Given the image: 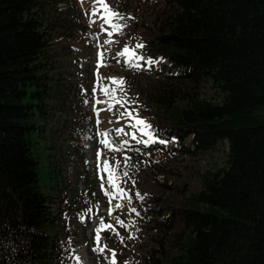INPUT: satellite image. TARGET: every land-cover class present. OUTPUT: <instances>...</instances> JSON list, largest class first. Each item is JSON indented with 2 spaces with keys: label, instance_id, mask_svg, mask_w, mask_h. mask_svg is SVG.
I'll return each instance as SVG.
<instances>
[{
  "label": "trees",
  "instance_id": "trees-1",
  "mask_svg": "<svg viewBox=\"0 0 264 264\" xmlns=\"http://www.w3.org/2000/svg\"><path fill=\"white\" fill-rule=\"evenodd\" d=\"M168 3L143 53L175 68L150 95V131L187 153L224 141L228 152L188 207L158 214L163 229L180 230L170 253L145 264H264V0ZM78 16L72 0H0V264H59L31 134L48 101L65 106L71 94L42 59L55 28L75 37ZM208 82L220 102L198 97Z\"/></svg>",
  "mask_w": 264,
  "mask_h": 264
},
{
  "label": "rangeland",
  "instance_id": "rangeland-1",
  "mask_svg": "<svg viewBox=\"0 0 264 264\" xmlns=\"http://www.w3.org/2000/svg\"><path fill=\"white\" fill-rule=\"evenodd\" d=\"M72 1L79 13L78 21L70 22L75 37H64L65 30L55 28L42 59L46 68H50V76L63 84L59 91L68 92L71 87V94L65 106H60L61 100H49L47 114L35 117L38 128L31 134L33 153L39 160L40 188L49 196L55 217L54 229L49 233L59 242L57 263L77 264L76 258L83 256L80 264H109L111 252L108 249H111L116 253V264H145L147 259L159 257V253H170L171 240L180 230L178 224L163 229L157 221L158 214L188 207L190 197L201 190L203 177L224 167L228 144L224 141L209 151L187 153L173 140L161 144L153 137L148 144L143 143L149 137L141 133L142 126L136 125V119H144L153 126L156 119H152L150 112L153 111L150 95L166 85L162 71H171V75L175 68L160 58H150L160 62L148 65L149 58L143 54L145 47L140 49L135 45H146L145 42L152 39L150 30L169 12L170 0H107L109 6L125 18H113L112 24L121 26L116 31L100 19L102 8L97 15H91L92 0ZM90 19L95 21L91 27ZM101 25L105 31L101 30ZM125 47L133 53L131 60L129 54L118 55ZM140 56L144 59H137ZM121 80L123 85L118 83ZM197 94L211 103L221 100L209 82L203 83ZM85 99L88 104L84 103ZM96 100L104 103L96 104ZM117 100L122 104L116 103ZM109 104L113 105L110 111L106 110ZM94 107L103 109L99 127ZM126 109L132 117L125 113ZM257 113L264 115V106ZM121 128L123 132L116 134ZM104 130H110L109 141H116L112 148L119 150L113 151L100 143L105 137L99 133ZM190 141L191 137L187 138L185 145ZM97 152L103 153L100 159ZM125 157H130L127 168L124 167ZM105 160L109 165L119 160L120 172L128 173L117 183L130 200L117 198L109 204V197L101 190L102 182L108 188V173L103 171ZM137 192L147 195L140 200ZM116 203L122 207L115 209ZM132 208L139 216L131 212ZM117 217L130 226L121 227ZM102 219L125 239L121 243L112 229L101 231V246L106 244L107 249L97 254L93 251L95 229ZM130 234L136 238L128 239Z\"/></svg>",
  "mask_w": 264,
  "mask_h": 264
},
{
  "label": "snow or ice",
  "instance_id": "snow-or-ice-1",
  "mask_svg": "<svg viewBox=\"0 0 264 264\" xmlns=\"http://www.w3.org/2000/svg\"><path fill=\"white\" fill-rule=\"evenodd\" d=\"M81 3H83V0H81ZM97 5H99L100 7L98 8ZM100 8L103 9V14L100 16V19L104 21V24H107V25L111 26L113 28V31H116L117 29H119L121 27L120 25L112 24L113 18H117V19H125V18L122 17L121 14H119L118 12H115L109 6V4L107 3V0H92V8L90 10L91 15L92 16L97 15V13L100 11ZM92 23H95V21H92L90 19V27H91ZM101 30L105 31L103 25H101ZM108 34L111 35L112 33H108ZM105 43H108V41H105ZM135 47L142 49V48L145 47V45L136 44ZM125 54H129V60L132 59L133 53L130 52V49L128 47H125L123 49V52L118 53V55H125ZM137 59H144V57L140 56V57H137ZM159 62L160 61H155V60H152L150 58L147 59V61H146V63L148 65H152V64H155V63H159ZM133 66L134 67H139V64H134ZM98 67H99V65H98ZM118 83L120 85H123L124 81L121 80ZM105 92L107 94V90L106 89H105ZM93 95H95V90L93 92ZM88 102L89 101L87 99H85L84 103L88 104ZM95 103L96 104L104 103V101L96 100ZM116 103H121L122 104V102L119 101V100H117ZM112 107H113V105L109 104L108 105V109H106V110L110 111L112 109ZM93 111H94V114L97 117L96 124L99 127V125L102 123V120L100 118V111H103V109L98 110V109H96L94 107ZM125 113L129 117H132V113L129 112L127 109L125 110ZM125 113H121V116H124ZM109 123H111V121H109ZM136 125H141L142 127L139 130L141 131V133L143 135H147L149 137V139L143 141V143L148 144L149 142H151L152 139H153L154 131H145V129H151L152 126L150 124H148L144 119H136ZM136 125H133V127H135ZM109 131L110 130H104L103 132L99 133L100 135L105 137V139L101 140L100 143L104 144L106 147H109L113 151L119 150V148H112V145L115 144L116 141H115V139L109 141V139H108ZM121 132H123L122 128L116 130V134L121 133ZM85 138L88 139L89 137H85ZM132 138L136 139L135 135H133ZM122 143L126 144L127 141H123ZM137 143H140V141L137 140ZM159 143L164 144V143H166V141L161 139V140H159ZM100 155H101V153L97 152V158L98 159H99ZM129 159H130V157H125V163H124V167L125 168H127L129 166L128 163H127V161ZM133 166H135V165H133ZM98 168H99V165H98ZM103 171L108 173V181H107L108 188L106 189L105 188V184L102 182L101 183V190L104 192L105 196L109 197V204L111 205L112 200L113 199H117V198H128L130 200L131 198L128 197V193L123 188H120L119 184L117 183V181L120 180L121 176H127L128 175V173L126 171H124L122 173L120 172V161L117 160L114 165H109L108 161L105 160ZM134 184H135V182H133V186H134ZM144 195H147V194H144ZM144 195H141L139 192L136 193V197L138 199H140V200L144 199ZM121 207H122V205L120 203H116L115 204V209H120ZM108 211H109V215H111L112 211H113V208L110 206ZM131 212L136 213V215L139 216V212H137V210L135 208H132ZM116 219H117V223L121 227L128 228L130 226L128 224H125V222L123 220H120L119 217H117ZM133 224H134V222H133ZM108 229H112L113 233L120 239L121 243L124 242L125 237L121 236L120 233L118 231H116L115 228L112 225L106 224L104 222V220L102 219L100 221L99 227H97L95 229V232H96V236H95L96 247L93 249V251L96 252L97 254H103L105 249H107V245L106 244L101 246L102 237H101L100 233H101V231L108 230ZM127 238L128 239H135L136 237L133 234H130ZM108 251L111 252V259L109 260V264H116V259H115L116 258V253H115V251L111 250V249H108ZM76 259H77V264H80V261L82 260V258L81 257H77Z\"/></svg>",
  "mask_w": 264,
  "mask_h": 264
},
{
  "label": "bare ground",
  "instance_id": "bare-ground-1",
  "mask_svg": "<svg viewBox=\"0 0 264 264\" xmlns=\"http://www.w3.org/2000/svg\"><path fill=\"white\" fill-rule=\"evenodd\" d=\"M100 162V161H99ZM81 258H83V256H81Z\"/></svg>",
  "mask_w": 264,
  "mask_h": 264
}]
</instances>
